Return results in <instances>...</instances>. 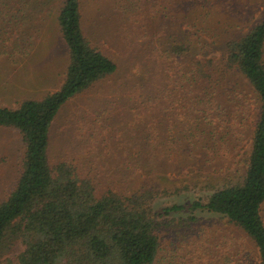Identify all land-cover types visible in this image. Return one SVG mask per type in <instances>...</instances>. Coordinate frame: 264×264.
Masks as SVG:
<instances>
[{
	"label": "rangeland",
	"instance_id": "374dc122",
	"mask_svg": "<svg viewBox=\"0 0 264 264\" xmlns=\"http://www.w3.org/2000/svg\"><path fill=\"white\" fill-rule=\"evenodd\" d=\"M17 1L0 10V47L14 54L12 60L0 54V105L10 108L58 91L70 63L58 24L64 0L36 2L33 18L14 26L6 13L21 8ZM263 18L264 0H82L87 41L118 70L60 111L50 131L53 173L72 165L98 195L168 190L155 211L206 201L212 186L236 182L246 170L258 97L231 71L220 105L203 104L202 83L190 85L184 72L192 59L226 62V43L247 36ZM185 44L192 46L190 57L171 54ZM24 158L22 134L0 127V203L16 188ZM190 216L198 222L187 230L179 220ZM166 220L156 264H260L255 244L218 217L197 211ZM25 249L23 239L14 240L0 264H18Z\"/></svg>",
	"mask_w": 264,
	"mask_h": 264
},
{
	"label": "trees",
	"instance_id": "16d2710c",
	"mask_svg": "<svg viewBox=\"0 0 264 264\" xmlns=\"http://www.w3.org/2000/svg\"><path fill=\"white\" fill-rule=\"evenodd\" d=\"M81 1L64 0L58 14L60 33L70 53L60 89L40 100L22 101L17 108L0 105V127L18 130L25 144L24 166L16 188L0 203V258L14 240L23 239L26 249L18 264H156L161 229L169 226L167 217L199 211L242 231L255 244L260 264H264V18L241 40L226 43V62L206 57L192 59L184 72L190 85L202 83L203 104L220 105L218 95L231 71L240 72L257 95L260 111L243 176L236 182L212 186L214 191L206 201L155 211V202L169 196L168 190L142 187L126 193L108 189L98 195L93 182L81 181L72 165L62 163L57 174L51 169L50 131L62 108L118 70L115 61L87 41ZM12 2L0 0V10L9 9ZM36 2L46 5L45 0L15 2L21 8L6 13L10 24L32 19ZM27 6L31 10L25 9ZM3 47L0 54L12 60L14 54ZM171 54L190 57L192 46H176ZM179 221L191 230L198 218L190 216Z\"/></svg>",
	"mask_w": 264,
	"mask_h": 264
}]
</instances>
